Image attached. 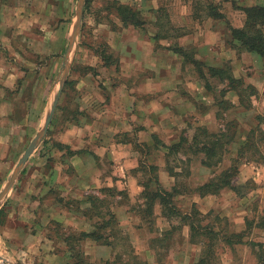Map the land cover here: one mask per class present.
Listing matches in <instances>:
<instances>
[{
    "label": "rangeland",
    "instance_id": "1",
    "mask_svg": "<svg viewBox=\"0 0 264 264\" xmlns=\"http://www.w3.org/2000/svg\"><path fill=\"white\" fill-rule=\"evenodd\" d=\"M183 1L190 5L193 21L200 28L209 26L207 22L205 23V17L210 18L207 15L206 1L216 4L220 13L223 10V3L230 2V0H180V2ZM116 2L122 4L116 0H82L81 3H78V0H55V3L49 6L42 3L41 17L38 19L35 17L32 31L25 28V22L20 23L24 33L18 36L19 41L15 44L19 50L12 54L0 46L2 60L9 67L14 66L22 75V79L16 80L12 89L7 91V94H15L22 86L21 96L14 101L17 108L10 116L12 122H9L8 139L4 141L8 144L5 153L10 163L8 162L6 166L0 165V192L8 185L19 159L28 146L38 135L41 136L27 158L28 161L19 170L10 191L0 202L2 224L5 223L8 215L12 219L20 220V225L12 228L13 232L5 230L4 225L0 226V264H44L43 253L53 251L52 245L46 238L61 240L68 235L80 232L76 228L79 222H76L75 226L64 227L54 221H47L45 217L48 215L49 207L54 203L75 212L81 202L69 196L61 198L65 189L68 193L82 186L80 180L79 182L73 180L76 177L74 168L63 161L69 159L72 152L61 150L57 146L62 135L65 134L70 123L78 122L80 118L86 117L88 121L92 118L98 119L100 109L107 104L109 93L113 88L119 87L121 67L118 64V55L113 52L110 45L113 41L107 37L110 30L116 32L122 29V24L111 7ZM260 2L263 3L259 6H264V0ZM161 3L163 5L156 11L157 31L165 33L164 36L168 33L167 43L171 51L168 61L174 66L178 58L183 60L181 73L186 79L195 78L203 86L201 91L209 95L208 99L193 101V104L198 112L203 113L209 110V113L205 118H201L203 124L201 120L189 116L186 120L175 124L174 131L163 129L160 136L167 142L169 139L172 142H178L181 138H186L190 143L193 136L199 137L197 128H205L209 134L217 136L223 145L218 152L222 157L221 163L202 172L200 163L204 158L202 154L195 153L191 149L187 150L185 147L179 154L173 153L168 156V167L178 175L176 180L171 178V186L166 188L169 191L175 185L179 193L172 198L171 203L181 213H190L191 202L186 200V196L192 193L199 182L207 179L208 182L234 163L238 172L233 179V184L239 187L240 194L236 195L229 189L221 190L214 197V205L207 203L206 208L209 210L201 212L204 215L202 223L210 224L218 231L242 233L241 244H233V246L220 244L221 248L217 254L220 264H264V229L257 226V223L264 218V103L259 106L261 102L259 90L256 91L251 82L244 79V77L250 79L253 77L255 79L253 81L259 87V68L255 65L244 66V76L239 79L244 86L232 87L235 94H241V101L231 100V96L226 94L229 86L227 82L221 81V75L214 76L208 72L210 66L204 62H200L202 66L199 69L190 63L191 59L195 60L193 49H182L187 53L186 59L174 52V49L178 47L177 36L184 31H192L195 26L189 25V19L180 14L181 6L175 4V0H161ZM122 5H128L137 10L143 20L144 10L141 6ZM27 6L25 2L23 8ZM230 6L234 10L243 8L238 7L234 2L230 3ZM80 9L82 16L78 23L75 44L71 50H68L69 39ZM225 21L229 24L228 20ZM224 26L229 32L228 26L226 24ZM155 28L152 27V31H155ZM158 36L154 37V49L157 52L164 48L163 45H158L160 41ZM126 40H130V37ZM114 41L115 44L119 43L117 39ZM224 44L227 50L234 51L237 56L242 53L238 52L232 40H224ZM164 54L165 51L161 55ZM108 55L112 58L108 60V67H105L101 57H108ZM254 57L260 64L261 59L256 55ZM163 59V57L156 58L155 63L163 66L165 63ZM213 68L222 70L228 68L229 74L233 77V68L227 61ZM138 74L140 73L131 75ZM150 74L158 73L152 71ZM128 84L135 86L134 80H129ZM246 86L251 88H245ZM179 87L181 92L184 91L182 86ZM59 90L55 109L44 133L42 131L45 118ZM128 134V132H118L113 137L106 135V138L127 141L134 145L132 147L138 164L137 168L128 174L136 179L140 187L151 182L149 191L155 190L156 186L152 179L157 177L159 180V166H155V163L162 164L163 171H166V150L159 149L160 152L155 154V141L152 147H145L140 144L141 140L137 131L130 132L127 137ZM101 136L102 133L97 130V127L93 130L83 127L71 134L69 138L72 137L78 143L76 147H82L77 151L76 157L84 152L89 155L95 154L96 147L101 142L107 141V139H100ZM198 139L204 140L202 137ZM157 141L164 140L157 138ZM97 157L101 159L100 156ZM103 157L105 160V156ZM61 161H63L62 167L59 163ZM89 166L95 168L96 164L92 161ZM110 166H114V162L105 163L104 170L108 168L107 171H111ZM85 167H88L87 163ZM54 175L55 178H51ZM66 176L69 180H63ZM93 180V178L86 180V185L84 183L82 188L84 189L88 184L87 197L98 196L102 199V203H98L97 209L92 211L89 232L93 230L96 222L107 219L105 216L107 209L113 212V208H119L124 216L121 218L120 210L116 209L115 217L119 231L115 235L110 234V240L117 244L114 249L96 243L95 246H99L98 248L91 246L90 248L82 242L81 250L89 263L111 261L116 253L122 254L123 264H132L136 258L145 264H195L197 262L201 247L189 243L188 228L178 217L175 215L169 219L161 217L158 204L154 205L152 215H147L144 212L145 202L140 194L129 195L125 178L120 180V190L115 188L120 194L93 188L91 186ZM49 183L52 184L49 185ZM160 185L163 188L162 184ZM179 197L184 198L183 202L177 200ZM96 213L100 216H95ZM122 221L127 222V228L121 225ZM247 221L248 226L245 223ZM164 232L167 233L162 235ZM107 233L106 236L109 235ZM31 234L32 237H29ZM155 239L158 241L154 242ZM44 243H46L45 247ZM68 255H66V262L70 264ZM95 256L102 257L104 260L93 262L91 258ZM46 261L45 264H48L50 258L46 257Z\"/></svg>",
    "mask_w": 264,
    "mask_h": 264
},
{
    "label": "crops",
    "instance_id": "2",
    "mask_svg": "<svg viewBox=\"0 0 264 264\" xmlns=\"http://www.w3.org/2000/svg\"><path fill=\"white\" fill-rule=\"evenodd\" d=\"M116 1L122 4L141 6L144 10L142 15L145 18H143L144 24L142 27L127 26L122 27L121 30H117L116 32L110 30L107 34V37L113 41L110 45L113 52L117 53L119 59L118 64L121 67L119 87L113 88L112 92L109 93L107 104L103 105L100 109L98 119L92 118L88 121L85 117L80 118L78 122L74 121L73 123H70V126L64 132L65 134L62 135V139L58 144L62 145L64 150L68 149L72 152L71 157L63 161L67 162L72 168H74L76 175L73 179L74 181L80 180V185L83 186L86 180L93 178L94 180L91 186L95 189L100 188V191H106V189L115 188L120 190V180L125 178L127 179L129 195L134 196L141 193V187L137 184L136 179L128 174L130 171L135 170L138 164L137 156L132 147L134 145H132L131 142L115 141L114 139L106 138V135L113 137L118 132H128L130 134L132 131H137L142 146L149 148L152 147L153 136H157L159 140L163 139L164 141L162 143L165 146L173 145L177 142H172L170 139L167 142V140L160 136L162 130L169 129L174 131L175 124L186 120L189 116H194L197 120H201V118L203 119L208 116L209 110H206L203 113L198 112L193 101L197 102V100L200 99H208L209 95L207 92L204 93L201 91L203 90V86H201L195 78L186 79L181 73L183 67L182 59L178 58L174 66L172 63H169V53L171 51L169 50L167 43L169 39V37H167L168 33L164 36L165 33L157 31L158 18L156 11L161 5H163L161 0ZM260 1L230 0V2H225L223 3V10L221 11L224 20H213L205 17V23L207 22L206 24L209 26L200 28L197 27V24L193 21L190 5L184 1L180 2V0H175V4L181 6L180 14H183V16L189 19V25L195 26L192 31H184L177 36L176 43L178 47L184 50L193 49L195 52V60L204 62L210 67H217L223 61L229 62L233 68V78L238 80L244 76V66L255 65L259 68L260 73L259 87L257 83L253 81L255 80L253 77L251 79L244 77V79L251 82V85L255 87L256 91L259 90V101L262 102L259 103V106L264 103V63L261 60V63L259 64L253 53L243 52L237 56L234 51L227 50L224 40L231 41V37L224 25L226 24L225 20H228L232 28L239 29L243 26V12L241 10L232 9L230 3L232 4V2H234L238 7L244 8L247 6H259V4L261 5V3H263ZM25 2L28 5L27 8H23ZM42 3L49 6L50 4H54L55 0H0V46H2V48H6L12 54H15L17 50H19L17 46L15 47V44L19 41L18 36L24 33L20 28V23L25 22V28L30 30L34 26L35 17H37V19L41 17L40 5ZM152 27H156L155 31H152ZM30 31H32V29ZM157 35H159L158 38L160 40L158 45L164 46L163 50H159L158 52L154 49V37ZM127 37H130V40H126ZM116 39L119 43L115 44L114 40ZM164 51L165 54L161 55ZM159 52L160 55H158ZM161 57L165 60L163 66L159 63H155L156 58ZM8 67V64L5 63L0 56V165L3 166L10 163L5 153L8 149V144L4 141H7L8 139L7 131H9V122H12L10 116L12 115V111L17 108L14 101L17 100L22 93L21 86L17 93L7 94V91L11 90L14 86L15 81L22 79L21 72H18L14 66ZM152 71L157 72L158 74H150ZM137 72L140 74L137 76L131 75L132 73ZM146 74L148 75L147 77ZM129 80H134L135 86H129ZM179 86H182L186 93H184V91L181 92ZM226 94L231 96V100H239L237 93L235 94L232 90L228 89ZM199 124H201L200 121ZM83 127L91 128V130H93L94 127H97V130L102 133L100 139H107V141L101 142L100 145L96 147V155H89L87 152H84V154H80L76 157L77 151L81 150L80 148L82 147L77 148L76 146L78 143H76L72 137H69ZM129 134L126 136L128 137ZM159 149L165 150L162 147ZM159 149L156 148V150H154L155 154L160 152ZM97 156H100L101 159ZM103 156H105V160H103ZM27 161L28 160H26L25 163ZM63 161L59 162L61 167L63 166ZM92 161L96 164L95 168L89 166V163ZM108 162H114V166H110L112 169L111 171H107L109 170L108 168H105L106 170H104V165ZM86 163L88 167H85ZM155 166H159V184H162L165 189L169 188L172 182L171 177L169 178L168 173L163 171L162 164L158 165L155 163ZM201 168V172L202 170L206 171L207 169L204 166ZM55 175L51 178H55ZM65 179L69 180L67 176L66 178H63V180ZM207 180L199 182L196 188L205 184ZM51 184L52 183H49V185ZM82 186L75 189L73 192L69 191L68 193L65 189V192H62L61 195V198L69 196L81 201L79 203V208L74 212L58 203H54L49 207L48 215L45 217L47 221H54L64 227L75 226L76 222H79V225L76 228H78L80 232L89 233L88 228L91 226L90 219L84 215V211L90 207L87 203L86 192L88 184L84 189ZM196 188L193 189L190 195L186 196V200L191 202V207L194 205L198 211L206 212L209 210V208H206L207 203H213L214 205V197L216 196L210 194L201 196L196 191ZM9 191L10 189L6 192V195ZM1 193L2 191L0 194ZM6 195H4L3 199ZM177 200L183 202L184 198L179 197ZM116 209L120 210L116 207L113 208L112 213L114 215H116ZM119 213L122 215V218L124 215L121 213V210ZM127 219L128 214L126 215V220ZM19 222V218L12 219L8 215L5 223L2 225H4L3 228H5V230L13 232L12 228L18 227L20 225ZM126 224L127 222L122 221L121 225L127 228L128 225ZM29 237H32V234L29 235ZM46 239L47 242L52 245L53 251L43 253V257L45 258L43 259L44 264L46 257L50 258L48 264H67L66 255L68 252L65 242L62 239L57 240L56 238ZM84 242L87 247H99L97 245L95 246V243L92 241L86 240ZM60 244L62 246H60ZM43 245L45 247L46 243ZM53 245H55L56 248ZM39 248L43 247L39 246ZM101 259L104 260L102 257L98 256L91 258L93 262Z\"/></svg>",
    "mask_w": 264,
    "mask_h": 264
},
{
    "label": "trees",
    "instance_id": "3",
    "mask_svg": "<svg viewBox=\"0 0 264 264\" xmlns=\"http://www.w3.org/2000/svg\"><path fill=\"white\" fill-rule=\"evenodd\" d=\"M111 7L116 12L117 18L122 24V27L143 26L144 21L142 20L140 13L134 8L128 5L119 4L117 2L113 3ZM206 10L208 11V17L211 19L224 20V16L218 10V6L211 1H206ZM239 10H241L244 14V22L241 28H232L225 21L226 25L228 26L231 40L236 45L238 52L253 53L259 56L264 63V6L244 7ZM174 52L181 55L184 59L187 58V53L181 48H175ZM101 58L103 65L108 67V60H110L112 57L108 55V57ZM190 63L198 69L202 66L199 61L194 59H191ZM208 72H211L214 76L221 75V81L227 82L229 90L233 91L232 87L240 88L241 86H244L241 80L235 79L229 74L228 68L222 70L210 67ZM245 88L251 87L246 86ZM237 96L239 101H241V94L237 93ZM196 131L199 132V137L198 135L193 136L190 143L186 140V138H181L177 143L170 146H165L162 142L157 141L156 137H152L153 141L156 143L155 148L159 149L162 147L166 150V172L168 173L169 177L173 178L174 180H176L178 175H176L173 169L168 167V156L173 153L179 154V152L185 147H187V150L191 149L195 153L202 154L204 158L200 161V163L206 168H213L221 163L222 157L218 152L222 149L223 145L220 143V139H217V136L213 134H209L205 128H197ZM200 137L204 138V140L199 141L198 138ZM57 146L59 149L64 150L62 145L57 144ZM66 151L71 153V151L68 149H66ZM215 158L217 159L215 160ZM237 172L238 169L233 163L220 175L212 177L208 182L196 188V191L201 196L208 194L217 196L221 190L229 189L236 195H239V187L233 184V179L237 175ZM152 182L156 186V189L152 191H149L151 182L146 185H141L142 191L140 193V197L145 202L144 212L147 215H152L154 205L158 204L160 206L161 217L169 219L175 215L180 219L183 225L188 228L189 243L200 245L201 247L200 256L195 264H220L219 257L217 255L219 249L221 248L220 244H222V246H233V244L242 243V233L235 234L232 232L218 231L215 230L212 225L202 223L204 215H202V213L198 211L194 205H192L190 213H181L177 208L173 207L171 200L173 197H176L179 194L175 185H173L168 191L161 187L157 177H154ZM106 191L109 193L117 192L115 189H106ZM116 194L120 193L117 192ZM87 203L90 205V207L84 211V215L89 219H92V211L97 209V204L102 203V199H100L98 196L90 195L87 197ZM95 216L100 215L99 213H96ZM105 216L107 219H103L105 221L96 222L91 232H79L75 233L76 235L71 234L62 239L67 247L70 264H93L88 262L81 250V244L86 240L92 241L97 245L111 247L112 249L117 246L116 242L110 240V234L115 235L119 231L116 217L108 209L105 212ZM245 223L247 225L248 221ZM0 225H2L1 221ZM257 226L261 229H264V218H262L260 222L257 223ZM106 233L109 235L106 236ZM166 233L167 232H164L162 235H165ZM157 241L158 239L154 240V242ZM121 257L122 254L116 253L113 260L103 261L97 264H123V259ZM132 264H145V262L137 260L136 258Z\"/></svg>",
    "mask_w": 264,
    "mask_h": 264
},
{
    "label": "water",
    "instance_id": "4",
    "mask_svg": "<svg viewBox=\"0 0 264 264\" xmlns=\"http://www.w3.org/2000/svg\"><path fill=\"white\" fill-rule=\"evenodd\" d=\"M82 0H78V3H81ZM81 9L80 11L78 12L77 14V22L75 24V26L73 27V30H72V34H71V37L69 39L70 43H69V48L68 50H71L75 44V35H76V31L78 29V23L80 22L81 20ZM61 90V89H60ZM60 90L58 92V94L56 95V97L54 98L53 100V103L51 105V108H50V112L47 114L46 118H45V122H44V126H43V131L45 133L49 123H50V119H51V115L55 109V105H56V102H57V98L60 94ZM42 135V133H41ZM41 136L38 135L36 137V139L28 146L27 150L25 151V153L23 154L22 158L20 159L17 167H16V170L15 172L13 173L12 177L10 178L9 182H8V185L5 187V189L2 191V193L0 194V201L3 199L4 195H6V192L11 188L12 186V183L13 181L15 180L19 170L21 169L22 165L25 163V161L27 160V158L29 157V155L31 154V152L33 151V149L35 148V146L37 145L38 143V139L40 138Z\"/></svg>",
    "mask_w": 264,
    "mask_h": 264
}]
</instances>
